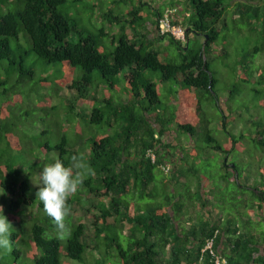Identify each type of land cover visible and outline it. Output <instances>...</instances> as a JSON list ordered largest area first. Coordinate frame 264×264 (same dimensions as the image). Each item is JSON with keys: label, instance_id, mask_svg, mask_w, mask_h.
I'll return each mask as SVG.
<instances>
[{"label": "trees", "instance_id": "1", "mask_svg": "<svg viewBox=\"0 0 264 264\" xmlns=\"http://www.w3.org/2000/svg\"><path fill=\"white\" fill-rule=\"evenodd\" d=\"M161 3L155 8L145 0H0V67L21 69L33 80L38 66L32 58L43 60L34 84L43 88L36 91L42 121L52 111L63 117L56 130L38 132L35 138L43 140L35 144L27 133L0 126V188L6 193L0 205L14 229L11 248L0 249V264H215L216 259L219 264H264V183L241 177L239 167L224 160L221 179L243 189L236 198L238 209L229 213L214 207L218 187L212 177L199 179L196 201H184L174 189L182 173L194 168L180 165L188 163L191 139L201 129L206 130L205 148L225 155L245 137L227 130L225 110L217 101L230 141L224 150L202 116L205 95L217 99L218 79L210 63L227 54L216 48L229 21L249 41L255 38L246 61L233 70L247 86L234 84L231 95L245 93L251 100L261 95L264 106V63L259 62L264 57V0ZM230 3L235 7L229 21L221 23ZM173 9H180L171 20L186 28V42L162 38L176 47L177 59L154 48L158 39H151L152 29L146 28ZM240 22L245 31L236 26ZM191 35L201 36L202 43L193 45ZM158 84L168 94L164 100ZM167 99L190 104L173 106ZM6 115L0 110L2 121ZM259 120H249L246 128L256 154L253 171L264 175V118ZM172 130L188 142L173 136L168 141ZM82 135L87 142L78 147L74 140ZM74 156L83 165L74 169L83 183L66 201L69 213L61 233L36 199L38 174L56 158L71 166ZM197 157L191 156L195 164ZM162 167H169L171 176ZM82 217L89 223L79 221ZM210 240L212 253L203 251Z\"/></svg>", "mask_w": 264, "mask_h": 264}, {"label": "rangeland", "instance_id": "2", "mask_svg": "<svg viewBox=\"0 0 264 264\" xmlns=\"http://www.w3.org/2000/svg\"><path fill=\"white\" fill-rule=\"evenodd\" d=\"M145 2H147L152 7H155L156 5L155 8H158L159 3L161 5L163 4L161 3V0H145ZM182 5L184 6V4ZM183 6L181 8L184 9ZM234 7L235 5L230 3L225 15L220 20L221 23H223L224 19L229 21L230 14ZM143 8L144 12H148L147 5ZM82 18L87 19L88 14L82 12ZM238 23L236 26L242 28V30L245 31L246 27L241 24V22L240 24ZM97 25L100 24L98 23ZM240 33L241 32H239L238 29L233 28L232 22L229 21L228 29L222 31V34H220L221 36H219L220 39L218 40V46L216 48L217 51H221V48H225L228 51L227 54H224V57L222 56L218 59V62L215 61L213 64L210 63L211 70L214 73L216 79H218V82H216L214 88V93L217 99L213 102V100L209 98V94L205 95V98L207 100L204 99L203 101L205 102L202 103L205 112L203 113L204 115L202 114V116H204L205 119L211 122L209 124L211 136L215 138L217 143L224 150H228L230 147V141L229 139H227L226 134L221 126L223 115L221 113V110L217 107L218 101V103H220L221 105L220 107L225 110L227 130L236 137L244 135V140L240 141L236 148V151H234L233 153L230 152V154L228 153V155H225L222 152H215L213 150L205 148L206 143H204V134L206 130L204 128L201 129L199 136L191 139L193 140L192 152L194 153L191 152V154L188 155V161H186L188 162L187 164L184 163L180 165L184 169H191V167L194 168L193 170L191 169L190 171L183 172V181L179 180L177 185H174V189L176 190L177 195L183 197L184 201H196L199 199L197 197V184L199 182V179H201L203 176L212 177L214 182L217 183L218 187L214 195L212 196V199H215L214 207L218 209V213L220 212V209L222 210L221 207L224 208V211H222L227 213H229L230 210L235 209L236 207L237 210L238 205H235L237 201L236 198H239L243 192V189L236 188L234 183H227V181L221 179V176L224 174V171H222V163L227 158L229 165H234L235 163L239 167L241 177L250 175L256 178L257 182L264 183V175L253 171L254 168L252 166L255 162L256 154L254 153V145L249 139L248 129L246 128V125L252 122L250 121L249 123V120H257L261 122V120L259 119L264 118L262 96L258 95L253 100H251L245 93L237 96L239 94L238 93L235 97H232L231 95V90L234 84H236L237 86H241V88L247 86L240 80H237L236 77H234L235 74L233 73V70H235L236 65H241L246 61L245 52L252 50L255 42L254 37H252V39L249 41L243 32L242 34ZM223 35L225 36V39H221ZM245 39H247V41L249 42L245 41ZM222 40H225V42H222ZM155 42L156 43L153 44L154 48H156L157 50H162V52H166L167 56L171 59L178 58L176 47L170 45L167 39L164 38ZM191 43L195 46H199L202 43L201 36L191 35ZM32 60H34L38 66V69L35 71L34 77H32L33 80H31L32 75H22L21 69L13 72L11 69H8V71H6L5 69L0 67V110H2L3 113L7 114L4 121L0 119V126L11 129L12 132L14 130L17 135L27 133L28 137L26 139L29 141V143L35 144V142H39L42 139V137L35 138L38 135V132H41L44 127L46 129H50L51 131L56 130L57 127L61 124V121H59V119L63 117L61 116L62 112L59 114H55L57 113V111H52L50 112L49 116L44 121H42V119L44 118V113L41 110L42 106H40V103L37 100L38 92L36 91L38 90L39 92H43V88H41L40 86H34V84L36 80L41 76V67L43 66V60L34 57L32 58ZM238 61H240V63H238ZM259 62L264 63V57H260ZM158 80L159 75L155 82L159 83ZM168 84L172 86L171 83ZM158 85L161 87L160 84ZM123 87L124 86L119 85L121 92H123ZM3 89L8 90L9 93L3 94ZM175 90H177L176 87ZM248 91H250L249 88ZM160 92L161 100H164L165 96H167L168 94H165L162 91V87L160 88ZM208 100L211 101L209 102ZM166 101L172 102L173 106L174 104H177L180 107L186 104H190L189 101L186 102L178 99H167ZM8 102L9 106L6 107L4 103ZM171 132L167 134L168 141H173V136L174 138L179 139L181 143H185L186 139L183 136L178 138L174 130H172ZM74 142L77 143L78 147H81L85 145L87 140L85 136L82 135L75 138ZM174 143H176V141L173 142V144ZM203 149H207L209 151L207 156L203 154ZM35 152H37V149H35ZM195 154H198L196 164L191 158V156ZM164 173L166 174V177L171 176V172L166 173L164 171ZM160 174L161 173L156 170L155 175L158 181L161 179ZM139 194H142V196L144 195L141 188L139 189ZM140 200H143V202H147V199L145 198H142ZM71 212L74 215L73 218L75 220H78L79 215L74 213L73 211ZM252 218L254 219V221H258V218L256 216H253ZM79 221L85 224L89 223L86 222V219L84 217H82Z\"/></svg>", "mask_w": 264, "mask_h": 264}, {"label": "clouds", "instance_id": "3", "mask_svg": "<svg viewBox=\"0 0 264 264\" xmlns=\"http://www.w3.org/2000/svg\"><path fill=\"white\" fill-rule=\"evenodd\" d=\"M178 11L180 9L166 11L155 25L147 23L146 28L152 29L150 38L160 40L164 39L162 38L164 36L185 43L186 28L181 23L178 25L173 24L171 20V16L174 17ZM186 17H189L188 13ZM72 160L73 164L71 166H65L63 161L56 158L52 162L44 164L38 174L36 199L43 204L44 211L53 219L54 224L61 233L65 231L64 219L69 213L66 201L83 183V176L74 172L75 168H82L83 165L75 156ZM152 160H154L153 157ZM162 170L169 173V167H162ZM4 195H6L4 189L0 188V196ZM13 230L12 224L4 215L3 206L0 205V249L11 248L10 237Z\"/></svg>", "mask_w": 264, "mask_h": 264}, {"label": "built area", "instance_id": "4", "mask_svg": "<svg viewBox=\"0 0 264 264\" xmlns=\"http://www.w3.org/2000/svg\"><path fill=\"white\" fill-rule=\"evenodd\" d=\"M204 250H209L210 253H212V240L208 241V243L205 246V248L203 249V251ZM219 262H220L219 259H216L215 264H219ZM223 263H224V261H223Z\"/></svg>", "mask_w": 264, "mask_h": 264}]
</instances>
